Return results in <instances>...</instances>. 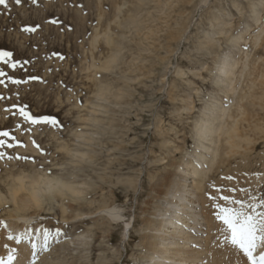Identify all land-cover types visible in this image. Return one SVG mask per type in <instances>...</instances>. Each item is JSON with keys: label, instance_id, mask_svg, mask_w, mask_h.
I'll list each match as a JSON object with an SVG mask.
<instances>
[{"label": "rangeland", "instance_id": "obj_1", "mask_svg": "<svg viewBox=\"0 0 264 264\" xmlns=\"http://www.w3.org/2000/svg\"><path fill=\"white\" fill-rule=\"evenodd\" d=\"M203 1L38 0L37 5H29L24 0L16 6L9 0V10L0 6V48L12 51L16 59L32 61L12 75L38 76L44 81L9 84L7 89L0 86V94L6 97L0 101V131L8 130L24 145L3 151L36 161L0 160V188L6 176L21 172L62 177L83 193L84 213L111 204L122 210L126 222L133 221L128 231L124 222L112 224L96 213L91 220L70 223V219L62 220L60 207L66 208L69 201L49 202L40 211L38 223L31 226L46 225L50 231L59 228L64 233L45 252L58 254L57 258L48 254V264H147L139 258L145 254L141 241L147 234L142 222L151 218L155 207L167 206L161 194L165 188L177 189L174 175L183 174L172 163L181 164L197 151L192 128L203 108H211L217 98L227 106L233 96L217 90L216 57L229 51L234 54L237 48L231 40L242 34L236 57L260 58V69L264 60V33L262 43L254 47L251 42L257 30L264 28V3L257 4L252 14L251 3L256 0H210L205 6ZM76 3L83 4V9L75 7ZM52 17H59L73 30L62 33L45 23ZM130 20L140 23L141 30L130 25ZM27 24H40L41 29L33 34L20 32L21 25ZM52 52L66 59L46 58ZM113 58L116 61L111 65ZM249 80L256 79L245 77L240 82ZM262 84L264 88V79ZM235 86L241 88L240 83ZM106 87L104 96L98 97L103 94L100 88ZM13 104H27L35 115L55 116L63 129L34 127L29 132L19 116L12 115L16 109L5 111ZM247 113H256L253 119L263 124V133H248L250 143L240 150L245 157L236 155L205 181L203 194L209 191L210 196L203 209L212 226L218 225L213 229L221 232L224 226L215 211L217 205H226L225 197L246 205L264 198V182L252 190L248 180L264 174V110L255 107L254 113ZM16 124L21 128L16 129ZM241 126L247 131V122ZM78 152L86 156L73 155ZM8 210L0 213V227L11 223L4 217ZM71 214L66 213L67 217ZM81 234L86 245L75 239ZM215 248L223 256L224 247Z\"/></svg>", "mask_w": 264, "mask_h": 264}, {"label": "bare ground", "instance_id": "obj_2", "mask_svg": "<svg viewBox=\"0 0 264 264\" xmlns=\"http://www.w3.org/2000/svg\"><path fill=\"white\" fill-rule=\"evenodd\" d=\"M209 1L204 0L203 5L205 6ZM256 1L257 3H251L253 6L252 14L257 12V4L262 5L264 3V0ZM213 20L214 23H217V19ZM257 22L258 19L255 24ZM130 25L135 26L138 31L141 30L138 22L130 20ZM257 31L258 34L251 41L254 47L257 46L259 41L262 43L260 37L264 33V28ZM242 38V34H239L231 40V43L235 44L238 53H240L239 42ZM229 40L230 37H226V41ZM247 48L249 47L247 46ZM235 53L232 54L229 51L226 55H218L216 57L218 62L215 67L218 77L216 78L218 92L226 97L233 94L232 98L229 99L227 106L221 104L222 98H217L211 108H203L201 116L194 121L192 128L197 139V145L195 146L197 151L193 155H189L181 164H175L172 161V166L179 168V171L183 174H180V176L174 175V177H179V182L177 181L176 185L178 191L177 189L165 188L161 194L163 195L162 202H166L167 206H162L164 205L162 204L157 208L155 207L152 213H149L151 218H145L142 222L147 234H144L141 241V247L144 249L145 254L140 255L139 258L147 264H201L204 258L206 264H224L225 261L223 260L227 261L226 257L228 256L232 257V264H246V258L241 253L235 252V250L223 248V256L219 254V251L215 252V247L222 245L223 231L213 229L218 225L212 226V219L203 209L204 206H207V199L210 196L209 191L208 195L203 194L207 189L205 181L210 179L208 174L211 172L218 173L236 155L241 159L245 157L244 154L240 153V150L250 143L248 133L252 131L263 133V124L260 126L255 123L256 120L253 117L256 114L254 113L255 107L259 108L260 111L264 110H262V107H264V88L262 87L264 60H261L260 69V65H257L260 58L249 59L250 55L247 54L244 57L237 58ZM114 56L116 57V55ZM115 61V58L111 59V65ZM255 64L256 67H254ZM251 76L256 80L240 82L245 77ZM236 83H240V89H237ZM100 90L103 91V94L98 97L104 96L108 89L106 87L104 89L100 88ZM247 111L254 114L251 113L249 116ZM243 122H247V131L241 129V123ZM161 145L164 146L165 142ZM65 151L70 153L69 150ZM73 155L86 156V154H79V152L73 153ZM178 165L180 166L177 167ZM205 165L207 166L205 167ZM248 180L251 184L250 189L258 190L260 185H263L264 174H254ZM1 185L4 187L0 188V213L9 209L4 217L11 223H6V225L0 227V259H6L11 249L14 248L16 249V259L13 264H31L33 259L31 242L30 238L26 236L20 244H16L14 240L9 241L7 236L9 234L17 236L25 233V231H30L34 236L37 229H49L46 225L31 227L33 223H38L37 217L40 211H43L49 202L62 203L64 200H68L70 204L71 202L75 204L79 202V207L75 208L72 204H69L66 208L60 206L63 221L70 219L72 220L70 223H79L93 219V215L96 213V215L102 214L107 222L112 224L124 222L125 228H132L133 221L128 220L126 222L122 210L111 204L101 206L97 212L86 211L84 213L82 209L86 204H83L85 202L83 193L76 187V184L75 186L62 177H48L46 174L32 171L26 174L21 172L17 175L10 174L6 176ZM160 185L164 186L163 184ZM226 195H230V193ZM90 204L87 203L88 206ZM67 212H72V214L67 217ZM180 224H183L184 227H180ZM52 231L54 232V230ZM214 237L216 238L214 239ZM85 238L81 234L76 236L75 239L80 241V244H85ZM193 245H196V247H193ZM46 253L39 252L35 259L38 257L40 264H48L51 260L48 261V256L50 254L52 256L54 253L49 252V255ZM56 254L54 255L57 258L58 254ZM38 262L36 264H39ZM226 263L228 264V261Z\"/></svg>", "mask_w": 264, "mask_h": 264}, {"label": "snow or ice", "instance_id": "obj_3", "mask_svg": "<svg viewBox=\"0 0 264 264\" xmlns=\"http://www.w3.org/2000/svg\"><path fill=\"white\" fill-rule=\"evenodd\" d=\"M12 2L16 6L24 4V0H12ZM27 2L29 5H37L38 0H27ZM0 6H3V9L5 10H9V0H0ZM68 6L71 7L72 5L69 4ZM75 7L83 9L84 6L83 4L76 3ZM45 23L60 28L62 33L65 30L68 32L73 30L71 26L64 24V21L59 17L47 19ZM40 29V24H27L21 25L19 30L24 34H33ZM52 57H55L59 61H64L66 59V57L59 52H52L51 55L46 58ZM31 62L32 61L29 60L22 61L16 59L12 51L0 48V86L7 89L9 84L13 86H21L28 84L31 81H40L43 83L44 81L38 76L19 78L12 75V73L19 71L24 65ZM49 71H51V69H49ZM5 99L6 97L3 94H0V101ZM12 109H16L15 112H12V115H18L23 123L28 126L27 131L29 132H31L34 127H48L55 131H61L63 129V124L57 117L47 114L35 115L30 111L27 104H13L11 108H6L5 111L11 112ZM15 127L16 129H20L21 125L16 124ZM16 146L24 147V145L8 130L0 131V160L15 159L18 161L36 162L31 157L20 155L13 157L6 155V152L3 151V149H11ZM33 146L40 151L41 155L45 154L35 140H33ZM178 180L179 177H174V184ZM224 199L227 202L226 205H217L215 211V218L224 226L223 240L221 242L222 246L226 249H232L235 250V252L241 253L242 256L246 258V264H264V211H261V209H264V198L258 199L254 204L250 203L247 205L241 200L228 201L227 197ZM0 224H3V222H0ZM179 226L184 227L183 224H180ZM62 235H64V233H62L59 228L54 232L44 228L37 229L34 236L30 231H25V233L17 236L9 234L7 239L9 241L14 240L16 244H20L26 236L29 237L33 256L31 264H36L35 258L38 253L47 252L53 241L59 243V239ZM5 247L7 248V245ZM193 247H196V245H193ZM15 252L16 249H11L6 259H0V264H13L16 259ZM226 259L228 264H232L231 256L226 257ZM201 264H206V261H202Z\"/></svg>", "mask_w": 264, "mask_h": 264}]
</instances>
